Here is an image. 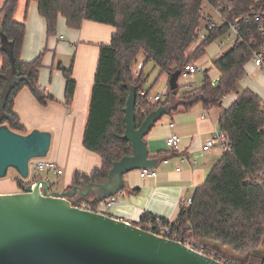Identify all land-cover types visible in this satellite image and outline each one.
<instances>
[{"label": "trees", "instance_id": "trees-1", "mask_svg": "<svg viewBox=\"0 0 264 264\" xmlns=\"http://www.w3.org/2000/svg\"><path fill=\"white\" fill-rule=\"evenodd\" d=\"M32 0H27L28 5ZM38 11L46 19L47 35L58 31V18H66L68 27L79 29L86 20L116 28L109 44L101 46L94 80L83 145L102 157L100 167L89 174L76 172L73 184L99 182L108 177L113 163L132 154L125 133V107L129 86L137 87L136 121L140 125L146 116L162 104H177L175 109H188L198 102L205 107L222 106V97L231 92L237 99L225 108L219 119L220 130L229 140V147L212 168L206 181L196 188L192 203L182 204L175 221L144 212L138 226L159 224L169 227L168 237L196 246L204 254L227 264L257 263L253 252L264 243V99L251 88H241L246 65L255 51L264 45V22L255 18L238 22L239 37L223 55L214 60L221 77L213 85L209 69H205L202 85L178 96L168 92L165 100L154 103L146 89L148 75L145 66L152 61L161 73H182L190 63L200 60L210 43L229 29L227 24L211 32L209 38L195 45L201 26L200 8L204 0H35ZM219 4L221 0H211ZM234 12L247 10L254 0H229ZM264 2V0H261ZM19 0H4L0 8V125L8 124L19 133L26 132L14 111L19 92L28 87L43 105L54 96L39 83L45 50L34 60L22 59L26 22L15 19ZM224 1H222L223 3ZM262 27V29H261ZM5 37V41H2ZM146 56L138 74V55ZM264 65V53H263ZM66 79V104L71 107L76 91L72 65L57 63ZM143 91H146L143 94ZM173 101V102H172ZM163 153H158L160 157ZM20 188L24 181L17 177ZM94 206L100 201L92 196ZM235 255L228 256L222 249ZM238 256H245L239 259ZM257 256V257H256ZM259 264H264V257Z\"/></svg>", "mask_w": 264, "mask_h": 264}, {"label": "crops", "instance_id": "crops-1", "mask_svg": "<svg viewBox=\"0 0 264 264\" xmlns=\"http://www.w3.org/2000/svg\"><path fill=\"white\" fill-rule=\"evenodd\" d=\"M3 2L4 0L2 5ZM20 6L24 9L18 19H25L26 22L21 57L25 61H32L45 50L39 83L54 96V100L43 105L28 87H24L15 98L14 111L26 127L24 133L33 129L52 133L48 159L55 161L62 168L66 174L65 184L62 187L56 185L55 179L48 173H41V177L53 182V190L64 191L72 186L76 172L89 174L102 164V157L98 153L84 147L83 137L89 118L101 46L111 42L116 28L86 20L79 29H74L68 27L66 18L60 15L57 34L48 36L46 19L39 14L38 2L32 0L28 5L27 0H19L15 17ZM209 47H213L212 43L207 48ZM231 47L232 44L228 49ZM228 49L224 48V42L220 43L219 49L212 50L209 61L203 65H198V61L195 64L200 70L203 67H208L209 72L217 70L218 76L215 80L219 81L221 73L215 67L214 60L220 56V52H226ZM2 62L1 56V64ZM58 62L65 67L72 65L73 77L77 83L70 108L66 104V79L57 67ZM135 72L137 73V68ZM246 74L249 76L246 79L244 76L241 80V88H251L264 99V69L255 64L248 68L247 64ZM237 97V93H229L219 107H205L202 102H198L188 109L174 108L168 114V120L162 121V118L161 122L158 121L145 137L150 156L160 159L156 167L157 176L142 177L139 170L125 174L126 187L118 194V203L109 206L106 212L134 223L140 220L144 212L175 221L182 204H186L187 199L193 197L196 188L206 181L212 168L222 157L224 151L219 146L204 151L203 145L215 130L220 129L219 119L223 110ZM172 133L183 138L179 150L170 149L166 145V139ZM160 152L163 154L158 157ZM16 175L17 173L15 177ZM0 186L5 188L0 190V193L22 190L16 179L6 180Z\"/></svg>", "mask_w": 264, "mask_h": 264}, {"label": "water", "instance_id": "water-1", "mask_svg": "<svg viewBox=\"0 0 264 264\" xmlns=\"http://www.w3.org/2000/svg\"><path fill=\"white\" fill-rule=\"evenodd\" d=\"M180 75L171 74L172 90L179 87ZM137 96V87L130 85L123 138L131 143L132 154L115 161L105 180L81 181L64 191L30 172L32 159L48 157L52 133H19L0 125V179L14 170L29 181L21 191L0 193V264H227L134 222L76 205L80 199L103 201L120 194L125 174L158 167L160 159L150 156L145 137L177 104L158 106L138 125Z\"/></svg>", "mask_w": 264, "mask_h": 264}, {"label": "built area", "instance_id": "built-area-1", "mask_svg": "<svg viewBox=\"0 0 264 264\" xmlns=\"http://www.w3.org/2000/svg\"><path fill=\"white\" fill-rule=\"evenodd\" d=\"M222 1H224L222 3ZM231 2L229 0H221L219 4H215L211 0H204L203 5L200 8V15H201V26L198 28L195 38V45H198L199 43L207 40L211 34L216 29H219L222 25L227 24L228 31H232L235 35V39L232 41V46L236 43L238 37H239V24L238 22L243 21H249L253 18L257 22H264V2L261 0H254L251 5L247 8V10L242 11L240 13L234 12V6L231 5ZM213 12V14H212ZM216 17H219L218 20ZM262 29V27H261ZM233 34L229 33V38L232 40ZM221 44H223V41H221ZM225 52H220V56L223 55ZM263 53H264V45H262L257 51L254 53L253 62L256 66L264 69L263 65ZM143 62H139L137 66V74L139 70L142 68ZM200 71V68L195 63H190L186 70L182 73V76H188L190 74H195ZM243 79V78H242ZM213 85H216L218 83L217 80L212 81ZM146 91H143V94H145ZM166 99V96H163V99ZM163 99H157L154 100V103H157ZM226 99V95L222 97V102ZM174 124L172 123L171 126ZM264 134V129H263ZM183 138L176 134L172 133L170 134L166 139V145L173 150H179L181 148ZM229 140L227 134L218 129L215 130L212 136L206 140L205 144L203 145V150L208 151L213 149L214 147L219 146L223 151L228 149L229 147ZM33 160V159H32ZM36 162V168L37 171H43V170H53L54 173L60 175L63 174L62 168L59 167V165L47 157L45 158H35ZM31 162V161H30ZM167 162V160H165ZM179 170V169H178ZM31 172V169H30ZM140 175L142 177H155L157 176V169H140L139 170ZM260 174L264 175V167L262 168V171ZM118 203V194L111 196L103 201H100L96 206L92 204L89 200H83L80 203H76V205L82 209L92 210L96 212H105L107 213V208L109 206L116 205ZM192 203V197L188 198L186 201V204L189 205ZM142 227V226H141ZM146 230L152 231L157 235L168 237V233L170 232L169 227H165L161 224L156 227L152 224H148L145 227H142ZM169 238V237H168ZM191 246V245H189ZM194 249L200 251L201 253H204L203 249L197 248L196 246H191Z\"/></svg>", "mask_w": 264, "mask_h": 264}, {"label": "rangeland", "instance_id": "rangeland-1", "mask_svg": "<svg viewBox=\"0 0 264 264\" xmlns=\"http://www.w3.org/2000/svg\"><path fill=\"white\" fill-rule=\"evenodd\" d=\"M2 1L3 0H0V8H1V5H2ZM23 6H20L19 7V11L15 17L16 20H19L18 19V16L20 14H22L23 12ZM213 14V12H212ZM214 15V14H213ZM218 20L220 19L219 17H216ZM20 21V20H19ZM229 33H232V31H227L226 33H224L221 37H219L218 39L214 40L212 42V46L213 47H209L206 49V54L200 59L198 60V65H203L205 62L209 61L210 59V55L213 53L212 50H216V49H219V46H220V43L221 41L224 42V48L228 49L229 46L233 43L232 41L235 39V35L233 34V38L232 40L229 38ZM216 57V56H214ZM139 60H145V55L142 53L140 54V56L138 57ZM0 65H1V55H0ZM254 65V62L253 60L250 61L248 63V68L252 67ZM205 69H208V67H203L201 68V70L199 72H197L196 74H191V75H188V76H182L178 83H179V96L183 95L185 92L187 91H190V90H193L192 92H195L194 89H197L199 88L203 81H204V78H205ZM145 73L148 75V80H147V83H146V89L150 90V98L151 100H157V99H163V96L165 95L167 97V93L170 92L172 89H171V86H170V76L169 74L167 73H161L160 69L155 67V65L151 62H148L147 63V66L145 68ZM210 78L212 80H215L216 76H218V72L217 70H213L211 72L208 73ZM249 75L246 74L245 75V79L248 77ZM243 83V82H242ZM165 100V97L164 99ZM162 121L164 120H168L170 117L169 115H165L162 117ZM161 122V120H160ZM48 158V157H47ZM30 169H31V174H37V173H48L50 174V176H52L54 179H55V182H56V185L62 187L64 186L65 184V177H66V174L64 173L63 171V174H56L54 173L53 170H43V171H37V168H36V162L35 160H31L30 162ZM15 174L16 172L14 170H10L9 172V175L5 178V179H0V184H2L3 182H5L6 180H9V181H14L17 177H18V174L16 175L15 177ZM15 177V178H14ZM3 186H0V190L2 189H5V188H2ZM222 251L224 252V254L226 255H235L232 251H230L229 249H225L223 248ZM255 255H259L260 258H257L255 261L257 263H248V264H259L260 262V259L264 257V243L260 246L259 249H256L254 252H253ZM256 256V257H257ZM239 259H245V256H238Z\"/></svg>", "mask_w": 264, "mask_h": 264}, {"label": "flooded vegetation", "instance_id": "flooded-vegetation-1", "mask_svg": "<svg viewBox=\"0 0 264 264\" xmlns=\"http://www.w3.org/2000/svg\"><path fill=\"white\" fill-rule=\"evenodd\" d=\"M36 175L41 176V173H40V174L37 173ZM18 177H19V176H18ZM23 181H24V180H23ZM28 183H29V181H24V187H25ZM24 187H23V188H24ZM23 188H22V189H23Z\"/></svg>", "mask_w": 264, "mask_h": 264}]
</instances>
